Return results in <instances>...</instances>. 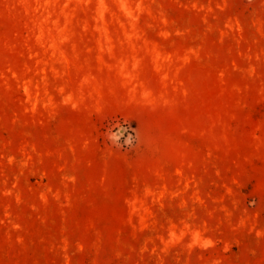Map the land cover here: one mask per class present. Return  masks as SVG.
I'll list each match as a JSON object with an SVG mask.
<instances>
[{
	"label": "rangeland",
	"instance_id": "rangeland-1",
	"mask_svg": "<svg viewBox=\"0 0 264 264\" xmlns=\"http://www.w3.org/2000/svg\"><path fill=\"white\" fill-rule=\"evenodd\" d=\"M0 264H264V0H0Z\"/></svg>",
	"mask_w": 264,
	"mask_h": 264
}]
</instances>
